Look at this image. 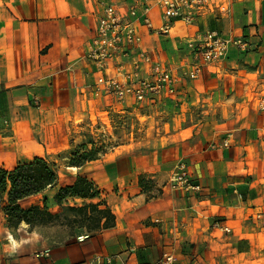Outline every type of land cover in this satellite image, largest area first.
<instances>
[{
    "label": "crops",
    "instance_id": "crops-1",
    "mask_svg": "<svg viewBox=\"0 0 264 264\" xmlns=\"http://www.w3.org/2000/svg\"><path fill=\"white\" fill-rule=\"evenodd\" d=\"M133 2L0 0V169L35 158L55 165L57 185L21 200L24 209L47 200L59 213L56 193L83 176L101 196L62 206L104 202L116 217L113 228L77 229L53 246L46 234L64 227L10 228L0 200V264H154L164 254L178 264H264V0H210L194 26L174 22L169 35L156 32L163 10L148 0L153 29L136 23V53L149 54L176 80L173 95L151 101L170 116L168 133L159 134L160 145L120 147L79 167L64 152L70 124L126 109L133 99L115 104L99 80L126 83L134 55L104 68L87 58L106 7L127 14ZM211 31L243 38L248 48L231 46L204 64L189 43ZM56 155L67 163L57 165ZM181 164L185 183L174 181Z\"/></svg>",
    "mask_w": 264,
    "mask_h": 264
},
{
    "label": "built area",
    "instance_id": "built-area-1",
    "mask_svg": "<svg viewBox=\"0 0 264 264\" xmlns=\"http://www.w3.org/2000/svg\"><path fill=\"white\" fill-rule=\"evenodd\" d=\"M148 0H134L129 7L128 13L123 14L113 6L106 7L103 16L100 18L96 30V36L92 40L87 52V58L104 68L110 62H119L135 56L132 63L133 72L127 76L126 83H120L114 79L99 80L103 86V92L115 97L118 101H124L132 97L141 103L146 100L153 101L161 95H173L175 92L176 80L171 72L154 60L149 54L140 51L142 39L137 32L136 23L142 21L148 29H153L150 20L151 6L146 4ZM156 4L163 10L164 23L156 31L163 35L172 32L174 22L181 21L186 26H194L202 11L209 9L210 0H155ZM143 9V14L138 16V12ZM236 46L241 50L248 48V42L243 38H225L218 32L206 33L199 40L189 43V48L201 60L208 64L223 59L229 48ZM201 63V65H202ZM199 64L192 72L191 77L196 78L201 72ZM146 74L142 76L141 73ZM102 89H97L100 93ZM264 110V101L261 103ZM179 172L175 175V182L185 183L187 179L186 166L179 165ZM218 229L230 232L229 228H224L219 222L214 225ZM108 264H112L111 260ZM128 264V263H125ZM140 264V263H134ZM154 264H178L175 256L164 254L162 259Z\"/></svg>",
    "mask_w": 264,
    "mask_h": 264
},
{
    "label": "trees",
    "instance_id": "trees-1",
    "mask_svg": "<svg viewBox=\"0 0 264 264\" xmlns=\"http://www.w3.org/2000/svg\"><path fill=\"white\" fill-rule=\"evenodd\" d=\"M95 160L97 158L93 151H90L82 154L80 158L72 157L70 163L79 167ZM57 182L55 165L42 158L18 164L11 171L0 169V200L9 227L17 228L20 224L26 223L33 229L59 226L74 230L85 229L88 233H93L116 225L115 215L104 202L86 203L80 207L62 206L69 198L94 200L101 196L94 183L83 176L77 177L71 185L61 187L56 193L55 201L62 207L59 213H52L49 210L47 200L43 206L36 205L28 209L21 207V200L41 194L48 188L56 186ZM4 194H7L6 202L3 201ZM67 213H70L71 217Z\"/></svg>",
    "mask_w": 264,
    "mask_h": 264
},
{
    "label": "rangeland",
    "instance_id": "rangeland-1",
    "mask_svg": "<svg viewBox=\"0 0 264 264\" xmlns=\"http://www.w3.org/2000/svg\"><path fill=\"white\" fill-rule=\"evenodd\" d=\"M121 102L123 103L117 100L115 104L121 105ZM156 105V102L151 103L150 100L139 103L132 99L124 103L126 109L116 110L109 107L106 112L92 113L83 120L70 124L67 132L70 145L64 152L69 153L71 158H80L85 152L93 151V155L98 159L120 147L160 145L158 136L168 133L165 125L170 116L165 112L161 114ZM64 152L61 155H64ZM54 160L58 161L57 165L60 166L67 163L59 155H56ZM51 163L53 164L52 161ZM67 215L71 217L70 213ZM76 232L77 230L64 227L52 230L46 236L54 246L53 243L68 241Z\"/></svg>",
    "mask_w": 264,
    "mask_h": 264
}]
</instances>
